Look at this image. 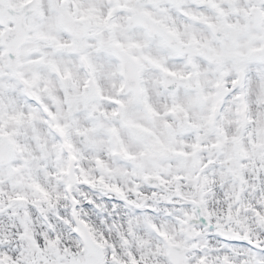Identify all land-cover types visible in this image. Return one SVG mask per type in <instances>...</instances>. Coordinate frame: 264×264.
Instances as JSON below:
<instances>
[{
    "label": "rangeland",
    "instance_id": "obj_1",
    "mask_svg": "<svg viewBox=\"0 0 264 264\" xmlns=\"http://www.w3.org/2000/svg\"><path fill=\"white\" fill-rule=\"evenodd\" d=\"M10 1L12 7L19 9L29 0ZM68 1L70 4L65 5V0H38L39 12L27 19L29 31L35 33L37 43L24 46L17 60L9 62L4 58L0 46V139H9L14 146L12 161L0 167V208L5 209L0 212V258L6 257L8 264H34L36 252L42 250L52 258L58 254L63 264H71V257L85 261L87 252L74 232L73 211L77 205L78 213L92 229L94 238L106 246V264L130 263V260L139 264H171L159 232L171 234L173 243L178 242L177 238L179 243L184 241L178 237L180 228L174 219L194 215L199 208L235 218L239 208V181L234 178L245 176L251 183L254 168L264 171V65L259 63V71L253 63L245 65L250 68L253 81L246 97L250 120L253 121L246 131L242 130V118L238 114V108L244 107V97L240 92L241 96L230 99L231 95L239 94L232 88L215 97L224 108L229 99L226 115L222 117L226 124L220 126L227 128V135L219 130V122L214 130L211 129L207 106L197 107L196 112L194 103L185 102L182 98L181 103L185 102V110L191 117L180 114L186 129L178 132L176 124L169 128L168 118L150 123L144 108L126 98L128 105L124 124L133 128L144 120L152 133H148L144 142L153 147V151H147L144 145V155L139 156L138 167H128L113 160L105 139L107 131L112 138L113 132L109 128L110 122L101 120L105 112L112 116L116 109L107 104L104 97L91 103L83 101L82 96L88 90L85 82L93 80L84 79L76 58L58 56L53 48L70 40L61 33V17L85 18L102 29L97 35L102 42L88 40L87 51L95 59L103 96L109 93V99L115 102V90L120 87L122 79L121 74H117L118 66L108 45L115 41L131 44L141 36L140 31L126 29L128 18L120 9L143 11V7L138 4L139 0ZM75 2L79 7L77 10L72 5ZM107 14L112 16L113 23L107 22ZM4 30L0 26V41ZM114 32H120L116 39L111 38ZM261 39L232 38L229 54H244L249 47L256 48ZM102 43L104 47L101 48L99 45ZM149 48V53L155 52L153 47ZM41 54L44 57L38 56ZM229 62V74L232 76L231 68L239 64L232 56ZM52 68L62 69L70 79L63 94L52 87L55 86L50 73ZM18 75L33 83L42 97L41 102L28 101L16 83ZM148 93L154 103L155 99L160 102L165 99L161 91H153L151 87ZM48 110L52 112L49 114ZM95 110L100 113L98 123L88 118ZM55 112L61 124L72 126L75 131L78 149L75 156L80 180L87 179L98 186L104 183L103 186L112 192L119 190L118 198L109 200L86 186L77 184L71 187L68 180L64 181L62 174L67 171L70 157L61 159L57 143L49 134L51 114L55 115ZM79 132L87 134L90 141L80 143ZM198 134L203 138L201 144L195 142ZM241 136L243 139L239 140ZM130 145L134 152L143 147L137 144L136 149ZM119 146L116 144L115 148ZM194 165L198 166L197 171L193 170ZM159 172L163 173V181L156 179ZM143 177L149 178L150 185L145 184ZM158 183L176 188L180 197L171 205L157 204L154 199L160 193L155 190ZM126 202L130 208L124 205ZM42 212L46 220L42 219ZM167 212L173 218L167 217ZM49 227L52 229L50 232L47 231ZM198 244L202 246L200 241ZM199 253L190 254L189 263L198 264L197 261L203 259L209 264H224V261L254 264L247 255L239 257L236 248L229 250L217 242L207 243Z\"/></svg>",
    "mask_w": 264,
    "mask_h": 264
},
{
    "label": "flooded vegetation",
    "instance_id": "obj_2",
    "mask_svg": "<svg viewBox=\"0 0 264 264\" xmlns=\"http://www.w3.org/2000/svg\"><path fill=\"white\" fill-rule=\"evenodd\" d=\"M65 1V5L70 4L68 0ZM138 4L143 7V11L123 8L121 12L127 15L128 18L126 29L128 31H140L141 36L137 35L136 41L131 44L117 43L115 41L108 45V48L113 53L112 58L115 63L119 62L118 47L123 50L126 56L134 57L139 63V89L141 92H138V83L136 86L134 81H131L130 77H128V86L126 85L128 90L123 92L120 97L116 96L122 101L120 102L123 111L120 115L122 120L126 118L125 108L128 105L126 98H129L130 102L134 101L135 104L143 107L145 112H155L159 118L156 115H148L146 113L147 117L151 116L153 120L167 117L166 112L171 108L176 109L179 114H183L187 118L188 111L185 110L187 108L185 102H189L194 103L196 112L198 111L197 107L201 109L207 106V119L214 116H211L210 111L216 106L217 110H215V113L217 121H219L222 114L221 107L218 105L222 104L217 102L215 97L221 95L229 87L236 89L235 82L238 80L239 72L244 70L246 79L238 89H249L253 86V81H251L252 72L245 65L248 63H260L254 57L258 50H264V0H161L155 6L140 2ZM74 9L77 10L79 7L75 5ZM133 10L141 16V19L137 21L139 23L137 26L131 25ZM113 21L109 19L107 22L113 23ZM83 24L87 25L89 30ZM60 26L61 33L70 40L55 46L53 51L58 56L76 58L81 74L84 77H90L93 82H97L99 90H102L97 77L99 73L95 59L87 51L86 44L88 40L98 41V43L102 42L97 38L102 29L96 27L85 18L68 16L60 18ZM118 34L120 32H114L111 38H118ZM240 36L245 39L250 38L253 41L258 40L259 37H262V39L259 40L256 48L252 49V47H249L244 54L234 53L230 55L229 41ZM32 42L37 43L34 39H32ZM69 45L75 46L72 53L59 51L60 47ZM149 46L154 48V53H149V49H151ZM99 47H104V44L102 43ZM38 56L44 57L43 54ZM230 56L236 58L239 64L231 68L232 76L229 74ZM127 67L130 68L128 63ZM64 72L62 69L57 68L50 70L55 80V86L52 85V87H55L57 92H62V94L70 84V79L66 77ZM59 74L64 79H60L58 77ZM31 84L33 86V83ZM85 84L88 90L82 96L83 101L87 95L86 93L90 91L89 88L94 87L93 84H90V86L87 82ZM166 85L169 87L180 86L177 87V92H173L167 90L165 88ZM122 87L123 85L119 88ZM150 87L153 88V91H161L165 99L162 102L155 99L154 103L148 93V88ZM36 93L38 97H41L37 90ZM108 95L110 94L108 93ZM182 98L185 99L183 105L181 103ZM157 106L160 107L158 108ZM111 118L114 121L111 128L118 126L126 132L124 134V142L129 151L128 154L126 153L129 155V159H126L123 156L124 152L116 151L115 146H112L109 138L106 137L110 145V154L114 156L113 160L128 166L138 167L139 156L141 154L144 155V120L137 127L132 128V126L127 124L118 123L116 114H113ZM53 119L59 128L64 126L61 124L57 112H55V115L53 114ZM182 119L180 117L178 120L183 121ZM184 127L186 129L185 125ZM67 128L72 131L73 142L77 146L73 127H63L64 130ZM135 129H143V131H134ZM80 133H78L80 143H88L90 141L89 136L86 139H82ZM137 137H143V139L139 140ZM130 144L136 149L137 144L143 145V147L134 152L131 150ZM259 169V167L254 168L255 175L252 176L251 183L248 182L245 176L240 175L234 178L239 181L237 197L239 209L234 215L235 218L230 215L219 216L217 212L198 209L194 212V215L192 214L188 218L183 217V219L178 221L180 228L178 237H182L184 241L179 243V238H177V244L182 246L194 245L196 241L190 239L187 232V224L194 221L199 232L197 242L200 241L202 245L200 248H206L207 243L217 242L221 246L229 247V250L236 248L239 257L247 255L248 258L254 261V264H264V171ZM62 175L64 181L67 182L69 178L66 177V173ZM142 180H144V177ZM158 184L157 187L159 186ZM162 196L167 195L162 194ZM4 210L0 208V212ZM75 229L76 225L74 226ZM99 241L105 249V244L101 240ZM39 251L42 252V256L46 257L37 258L35 254L34 264H44L45 262L50 264L54 259H59V264H63L62 258L58 254H55V258H52L42 250ZM233 253L231 252V254ZM191 255L189 256L191 257ZM76 261L77 259L70 258L71 264L76 263ZM224 264L230 263L224 261Z\"/></svg>",
    "mask_w": 264,
    "mask_h": 264
},
{
    "label": "water",
    "instance_id": "obj_3",
    "mask_svg": "<svg viewBox=\"0 0 264 264\" xmlns=\"http://www.w3.org/2000/svg\"><path fill=\"white\" fill-rule=\"evenodd\" d=\"M9 0H0V22L4 25L7 26L8 21L10 19H14L17 23V28L15 31L19 34V39L25 42L26 36H27V30H26V25H25V18L26 16L32 12H25V13H19L15 14V12L9 10ZM28 8V7H26ZM25 8V9H26ZM24 9V10H25ZM13 30L8 29L7 32L5 33L4 37L7 38L8 35L12 32ZM17 43V40L15 41ZM21 44V42L18 44V46ZM12 157V149H11V143L7 140H1L0 141V165L2 164H7ZM79 223V232L83 236L84 240L86 241L89 249H92L94 247V241L92 237L89 234V231L87 230L86 226L83 224L81 220H78ZM92 244V248H91ZM2 261H0L1 263ZM187 261L181 260L179 262H176V264H187Z\"/></svg>",
    "mask_w": 264,
    "mask_h": 264
}]
</instances>
